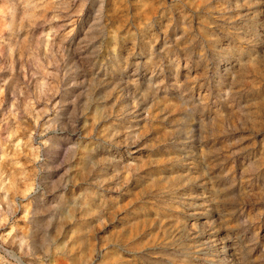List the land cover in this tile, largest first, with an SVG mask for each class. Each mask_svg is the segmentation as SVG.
<instances>
[{
  "label": "rangeland",
  "instance_id": "1",
  "mask_svg": "<svg viewBox=\"0 0 264 264\" xmlns=\"http://www.w3.org/2000/svg\"><path fill=\"white\" fill-rule=\"evenodd\" d=\"M0 264H264V0H0Z\"/></svg>",
  "mask_w": 264,
  "mask_h": 264
}]
</instances>
